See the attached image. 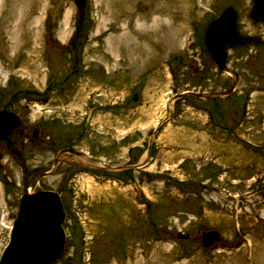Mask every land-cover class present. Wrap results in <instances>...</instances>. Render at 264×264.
<instances>
[{"label": "rangeland", "instance_id": "obj_1", "mask_svg": "<svg viewBox=\"0 0 264 264\" xmlns=\"http://www.w3.org/2000/svg\"><path fill=\"white\" fill-rule=\"evenodd\" d=\"M228 6L242 38L264 36L250 0H0V110L20 119L0 139V252L34 184L65 209L52 264H264V43L228 46L238 82L209 97L231 77L204 30ZM70 147L132 164L125 183L93 170L68 185L66 161L37 178Z\"/></svg>", "mask_w": 264, "mask_h": 264}, {"label": "water", "instance_id": "obj_2", "mask_svg": "<svg viewBox=\"0 0 264 264\" xmlns=\"http://www.w3.org/2000/svg\"><path fill=\"white\" fill-rule=\"evenodd\" d=\"M75 6L81 7L83 5V0H73ZM250 8L248 10L247 16L252 21V23H264V0H250ZM236 13L234 9L230 6L226 7L217 17L209 21L204 32V44L210 54L211 58L216 64V67L223 72L230 73L233 78L228 90L224 93L210 94L209 96H227L234 89V86L238 82V75L232 70L228 69L225 64V55L228 46L234 44H249V43H259L264 42V37L254 38V39H241L239 33L236 29ZM180 60L179 56H174L173 61L178 63ZM182 94H177L174 96L181 97ZM132 100L136 99V94L133 93L131 96ZM168 114V104H165V116ZM20 120L17 115L11 111L0 110V139L5 138L13 129L19 126ZM32 137L38 136V130L33 127L30 132ZM56 159H59L58 157ZM80 162V161H79ZM81 163V162H80ZM55 161L53 162V165ZM86 164V163H84ZM53 167V166H52ZM50 168L37 175V178L46 176L52 173ZM34 184L30 186L26 192L20 195L19 205L15 212V216L11 222L10 228L8 230V240L6 245L0 254V264H9L11 257L13 255L16 246L19 243L20 236L22 235L27 222L30 220L31 216L35 212L28 209L29 206L33 204L34 201L45 202L49 205V208L53 210V223L56 230V244L52 251L51 248L49 252L45 253L46 264H52L62 253L65 244V231L63 228L64 222V208L62 206L60 197L58 193L54 190H33ZM177 237L186 238L187 234L177 232ZM218 239V232L214 229H204L201 232V244L203 246H209L213 241Z\"/></svg>", "mask_w": 264, "mask_h": 264}, {"label": "bare ground", "instance_id": "obj_3", "mask_svg": "<svg viewBox=\"0 0 264 264\" xmlns=\"http://www.w3.org/2000/svg\"><path fill=\"white\" fill-rule=\"evenodd\" d=\"M28 209L32 212L37 209L38 211L27 222L9 264H46L45 256L50 248L52 251L55 248L56 230L53 210L47 203L40 201H34ZM251 264H253L252 260Z\"/></svg>", "mask_w": 264, "mask_h": 264}, {"label": "flooded vegetation", "instance_id": "obj_4", "mask_svg": "<svg viewBox=\"0 0 264 264\" xmlns=\"http://www.w3.org/2000/svg\"><path fill=\"white\" fill-rule=\"evenodd\" d=\"M258 24H260V23H258ZM240 38H242V37H240ZM248 38L254 39L253 37H248ZM259 43H264V42H259ZM230 82H232V80ZM37 129L39 130L38 127H37ZM65 152H67L68 156H66V157H58L59 159H56V156H55L50 167L55 169V167H57L60 163H66V162H68L70 165H74L73 166L74 168L69 169L67 172L65 171V169L62 171L64 173V175H65L63 177V181L66 182L68 185H71L72 182H74L75 177L77 176V174H79L81 172L90 171V173H92V174H94L96 176V174L94 172L95 170H97V171H100V170L102 171L103 170L102 172H104V174L101 175V176H103V178L107 177L108 180H110V181L113 180V181L116 182V180H119V174H117L116 172L120 171L122 169H130L131 170V166H132V164H130V163H126V165L123 166V167L122 166H104V165H100V164H96V163L95 164H89L86 161L80 160L81 156H85L84 152L82 151V149H79V148L75 149L73 147H70ZM61 153H63V152L59 151V154H61ZM129 159H130V161H132L133 158H131V156H130ZM54 161H55V164L53 165ZM64 161H66V162H64ZM84 163H86V164H84ZM64 178L65 179L67 178V181Z\"/></svg>", "mask_w": 264, "mask_h": 264}]
</instances>
